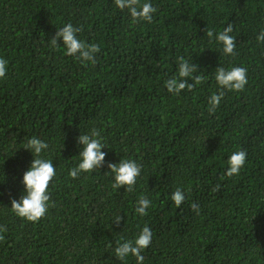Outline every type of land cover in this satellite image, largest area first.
Here are the masks:
<instances>
[{"label":"trees","instance_id":"16d2710c","mask_svg":"<svg viewBox=\"0 0 264 264\" xmlns=\"http://www.w3.org/2000/svg\"><path fill=\"white\" fill-rule=\"evenodd\" d=\"M147 2L157 9L152 22L133 23L114 0H0V57L8 61L0 79V264H136L117 260L114 249L145 225L153 237L144 264H264V0ZM69 22L82 26L79 39L100 46L95 64L67 55L62 38L50 46ZM228 24L235 55L215 39ZM181 56L204 82L174 94L164 82L178 77ZM219 66L247 68L244 90L222 89ZM92 129L106 163L73 179L77 138ZM33 136L48 143L41 157L56 168L38 222L11 210L25 194L34 157L24 147ZM238 150L247 152L245 166L228 177ZM120 159L142 165L131 192L112 186L107 162ZM177 188L186 194L180 207L171 199ZM141 195L152 202L146 216L135 211Z\"/></svg>","mask_w":264,"mask_h":264},{"label":"clouds","instance_id":"9594fccd","mask_svg":"<svg viewBox=\"0 0 264 264\" xmlns=\"http://www.w3.org/2000/svg\"><path fill=\"white\" fill-rule=\"evenodd\" d=\"M115 5L120 9H128L132 22L136 23L140 20L152 22L153 14L157 9L150 2L141 3V0H114ZM82 31V26L77 27L72 23H66L58 28L55 35L50 39V46L57 48L60 46L59 39L62 38L66 54L75 57L82 63H96V55L100 52V46L95 43H86L79 39L78 33ZM233 31V26L228 24L223 31L215 34V39L223 46L222 50L226 55H235L236 38L230 33ZM209 38H212L214 33L211 30H206ZM259 42H264V30L257 36ZM178 77L174 76L165 80L167 90L174 94H179L182 90L191 91L196 85L204 82V77L196 75L198 68L195 64L186 60L184 57H178ZM8 61L0 57V79L6 77ZM191 79L192 83L188 82ZM215 79L222 89L229 91H243L247 80V68L242 66L225 69L222 66L216 68ZM224 92L213 94L209 99V112H215L219 106ZM78 142L83 146L79 153L81 160L78 165L69 171V175L75 179L82 172H93L100 169L105 163L107 153L102 151L106 145L102 142V137L96 129H92L89 134H81ZM49 145L46 141L33 136L31 137L24 148L31 151L34 159L31 162L30 168L23 174V184L25 194L19 200H11V210L19 217L30 222H38L43 218L50 206L49 185L56 176V168L52 160L41 157L43 150L48 149ZM247 160V152L238 150L233 152L228 158L226 176L232 177L238 175L241 169L245 166ZM110 172L114 174L113 188L119 189L124 187L126 191L131 192L137 182V178L142 171V165L133 159H120L118 163L107 162ZM220 185L216 186L215 190H219ZM177 207L186 199L185 192L177 188L171 195ZM151 200L146 196L141 195L136 201L135 211L140 216H146L148 209L151 207ZM191 209L199 212V205L195 202L191 203ZM121 216H116L113 220L116 224L121 221ZM7 231L6 227L0 226V233ZM152 229L145 225L137 234L134 240H126L123 242L117 241V246L114 249L115 257L119 261H125L129 256L136 259V264H144L143 250L148 248L152 243ZM4 239L0 235V240Z\"/></svg>","mask_w":264,"mask_h":264}]
</instances>
